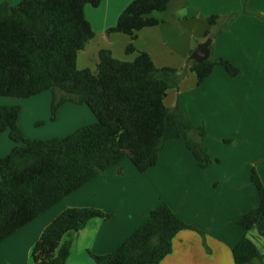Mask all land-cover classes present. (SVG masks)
Segmentation results:
<instances>
[{
	"label": "trees",
	"instance_id": "16d2710c",
	"mask_svg": "<svg viewBox=\"0 0 264 264\" xmlns=\"http://www.w3.org/2000/svg\"><path fill=\"white\" fill-rule=\"evenodd\" d=\"M101 1L20 0L13 6L6 0L0 4V97L27 100L50 91L51 121L66 103L86 106L96 120L62 138L33 140L18 125L19 108L0 107V135L8 131L14 144L0 157V243L124 158L138 173H147L170 141L182 140L199 168L213 165L203 143L204 124L193 126L184 110L164 104L166 92L176 87L177 70L156 68L145 52L123 62L108 50L98 52L95 72L77 68L78 53L95 35L84 7ZM173 1L133 0L110 32L133 42L137 32L159 24L150 15L168 11ZM205 21L213 27L218 17ZM203 38H210L209 31ZM209 49L207 60L189 64L196 86L215 67L231 78L240 74ZM126 52H135L132 43ZM249 180L257 191L258 205L235 222L244 236L231 251L233 264L262 258L246 234L255 231L264 240V185L254 171ZM111 217L94 208H66L34 244L33 264H66L75 234L91 219ZM185 230L203 235L162 202L114 252L89 255L94 264H160L172 252L174 237Z\"/></svg>",
	"mask_w": 264,
	"mask_h": 264
},
{
	"label": "crops",
	"instance_id": "0c3cea01",
	"mask_svg": "<svg viewBox=\"0 0 264 264\" xmlns=\"http://www.w3.org/2000/svg\"><path fill=\"white\" fill-rule=\"evenodd\" d=\"M4 1L6 0H0V4ZM132 1L102 0L101 4L95 7L98 8L95 9L97 17L93 19V22H89L92 30L99 29L104 34L108 29H112L120 14ZM9 2L14 6L20 0H9ZM173 6L177 8L174 12L177 21L182 20L201 27L199 34L201 39L197 40L194 46H190L191 54L200 43L206 40L203 38V33L209 31L213 56L229 61L240 70L237 77L231 78L221 67H215L212 74L193 91L199 102L201 97L204 110L210 107L209 114L202 116L209 127L212 129L215 127V121L224 119L221 101L215 100L214 95L208 94L209 90H215L214 87L220 88L218 89L220 91L228 89L231 93L225 96L230 100L236 98L233 94H238L234 91L241 87H249L252 106L264 112V109L260 108H264V0H174L171 12ZM102 7L107 14V19L103 17L100 21L101 11L99 10ZM209 16L218 17L216 26L207 25L205 19ZM225 25H227L226 29L219 32ZM211 28L213 31L209 30ZM140 32L142 30L138 34ZM126 43H129V39ZM109 44L110 38H108ZM96 64L97 61L93 63V68ZM219 95L223 96L221 92ZM12 100L0 102V105L24 109V106L21 107L22 103ZM179 101V107L183 108L186 103H182V98ZM26 102L25 108L30 114L26 117L19 114L18 125L28 139L62 138L96 121L84 105L66 103L59 108L60 114L71 116L68 123L63 126L66 131L65 136L60 134L45 137L42 133L45 131L35 133L34 130L37 129L33 130L35 127L31 125L41 117L45 121L48 119L50 94L43 92L27 99ZM188 115L191 118L189 111ZM83 116L85 122H78V119ZM191 120L194 121L193 118ZM44 130L53 133L54 129ZM13 147L14 144L8 137V131L2 133L0 135V157L6 156ZM181 153L186 154L185 157L188 160L185 163L180 162L182 161L179 157ZM190 156L183 143L174 140L164 146L156 166L145 174L138 173L129 159H122L109 167L104 175L97 176L86 183L2 241L0 243V264L6 262L33 264L32 248L51 221L66 208L86 207L112 214V217L109 220L91 219L75 234L66 264H94L90 253L102 256L114 252L140 226L148 213L162 202L166 203L180 220L194 226L203 235L191 230L179 232L172 241V252L160 264H233L231 251L244 236V232L238 226L234 229H214L209 220V208H212L213 212L216 210L218 212L216 214L221 216H230V213L235 211L236 216L232 220L235 221L229 222L230 224L235 223L242 214L258 205L257 191L252 184V187L249 185L247 178L243 180L242 177L235 179V184H232L237 185L238 189L230 188L224 195H220L219 192V196L212 200H206L204 193L201 194L198 181L189 183V196L185 194L184 189L181 193L179 186L188 183L189 179L186 180L185 175H179L178 170L184 166L183 168L189 169L191 174L199 172L194 159ZM230 181L232 180L228 182ZM184 196L189 203L181 205L179 200ZM227 233L231 241L224 239ZM256 247L262 258L251 264H264V243Z\"/></svg>",
	"mask_w": 264,
	"mask_h": 264
},
{
	"label": "rangeland",
	"instance_id": "374dc122",
	"mask_svg": "<svg viewBox=\"0 0 264 264\" xmlns=\"http://www.w3.org/2000/svg\"><path fill=\"white\" fill-rule=\"evenodd\" d=\"M95 7L96 6L92 5H86L84 7V15L88 23L93 22V19L97 17L95 9L98 8ZM176 10L177 8L173 6L172 12L170 8L166 12L152 13L150 16L157 19L159 24L152 28H146L139 34L137 32L136 39L133 42L130 41L128 36L110 32L109 29L104 34H102L99 29H95V31H93L95 34L94 37L86 43L84 49L77 55V68L80 70L89 69L95 72L93 63L97 61L98 52L100 50L109 49L108 51L111 53L112 57L119 61L132 62L139 52H145L149 55L156 68L168 67L177 70L178 80L176 87H171L166 92L164 104L168 108H173L175 105L179 107L178 103L180 104L179 100L182 98V103H186V107L179 108L184 110L187 115L189 111L191 118L194 119V121H192L188 115L192 125L198 126L201 123L204 124L205 138L203 143L207 149L210 160L213 162V165L206 169H201L197 166L199 172H195L194 174H191L189 169H184V166H182L181 169L178 170V173L179 175H185L186 180L189 179V182L179 186L180 192L182 193L184 189L185 194L189 196V183L198 181L201 194L202 192L204 193L203 196L206 200H212L219 196V192L220 195H224L228 193V189L237 188V185H232L235 184L236 181L234 180L237 178L241 179L243 177V180L247 178L251 186L250 180L248 179L251 171L256 173L262 185H264V115H261L264 114V112L252 106L251 98L249 97V87H241L234 91L238 93L233 94L236 96L234 100L227 99L225 96L231 93L228 89L220 91L218 90L220 88L214 87L215 90H209L208 94L211 96L214 95L215 100L221 101L224 119L215 121V127H212V129L209 127L206 123L207 121H205L202 116L205 117L206 114H209L210 107L204 110L201 97L200 102L196 99L197 95L193 92L197 87L195 85L196 77L194 73L189 70V64L192 61L190 59L191 53L189 48L192 45L194 46L197 40L201 39L199 36L201 27L188 24L182 20L177 21L174 16ZM99 12L101 15L100 21L103 20V17L107 19L104 7H102ZM100 26H102V24H100ZM209 30L213 31V28ZM108 38H110L109 45ZM128 39L129 43H126ZM131 43L135 52L128 54L126 48ZM220 92L223 96L219 95ZM47 93L50 94L52 101V93L50 91H47ZM200 93L202 95L204 94L203 91ZM11 100L22 103L21 107L24 106V109L18 107L20 110L19 114H21L22 117L29 116L30 113L25 108V103H27L26 100L0 97V102ZM2 106L5 105H0V107ZM260 108L264 109L262 107ZM67 116V114H60L58 109L55 120L51 121V110L49 109L48 119L46 121L41 117L31 126L35 127L33 130L37 129L34 130L36 131L35 133L45 131L42 132L45 137L58 136L60 134L64 135L66 131L63 129V126H65L71 118V116ZM82 121L85 122L84 116L78 119V122ZM52 128L54 129L53 133H48V130H44ZM176 141H181L184 145L182 140ZM185 155L184 153L179 155L182 160L180 161L181 163H185V161L188 160ZM190 158L193 157L190 156ZM230 179L232 181L228 182ZM179 201L181 205L189 203V200L185 196ZM201 205L204 206L202 202ZM209 209V220L212 222V227L214 229L238 228L235 223H229L235 221H232L236 216L235 211H232L230 216H221L216 214L218 213L216 210L213 212L212 208ZM246 238L251 240L258 247L261 243H264V240L259 238L255 231L246 234ZM224 239L231 241L229 233H227ZM5 264L11 263L6 262Z\"/></svg>",
	"mask_w": 264,
	"mask_h": 264
},
{
	"label": "water",
	"instance_id": "95a60500",
	"mask_svg": "<svg viewBox=\"0 0 264 264\" xmlns=\"http://www.w3.org/2000/svg\"><path fill=\"white\" fill-rule=\"evenodd\" d=\"M211 39L207 38L204 42L200 43L192 52L190 59L195 63H201L207 60L210 56Z\"/></svg>",
	"mask_w": 264,
	"mask_h": 264
}]
</instances>
